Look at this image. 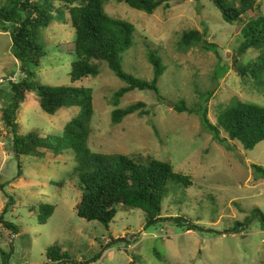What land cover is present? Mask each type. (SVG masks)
Wrapping results in <instances>:
<instances>
[{
  "label": "rangeland",
  "instance_id": "374dc122",
  "mask_svg": "<svg viewBox=\"0 0 264 264\" xmlns=\"http://www.w3.org/2000/svg\"><path fill=\"white\" fill-rule=\"evenodd\" d=\"M4 1L0 0V6ZM170 4V10L161 7L153 15L116 1L106 5L109 15L136 29L134 46L122 57L127 74L152 81L154 69L148 55L156 52L162 58L166 72L158 88L163 100L151 91H133L116 107L113 96L126 85L106 63L99 64L98 77L75 84L94 91L89 141L93 152L151 157L190 178L191 187L170 188L163 202L165 221L151 226L138 209L120 208L109 228L80 218L77 208L82 192L75 175L76 155L71 151L59 156L47 153L43 159L24 156L23 175L17 177L19 161L9 145L12 138L2 122V108L8 102L9 81L19 82L24 75L13 55L10 34L0 31V217L18 227L14 233L0 222V264L7 256V264H47L46 251L55 244L76 264H130L133 257L137 264H264V180H257L253 169L254 165L264 167V142L246 150L241 143L228 141L226 148L214 141L197 115L175 110L181 101L192 110L202 102V95L213 92L208 117L217 124L219 112L234 101L264 105V92L239 71L260 53H240L243 25L224 22L211 0H170ZM254 8L244 17L246 22L264 15V0H257ZM192 30L217 45L219 55L199 44L180 46L183 33ZM75 39L68 14L42 31V42L51 55L40 68L32 69L37 82L72 85L73 59L68 52L74 49ZM223 67H229L226 75ZM138 102L147 105L148 116L135 114L113 125L116 108ZM80 111L76 107L49 115L33 91L21 106L17 122L22 135L39 131L43 137L60 136ZM221 138H227L223 131ZM42 205L56 207L47 224L39 221ZM183 218L196 229L185 232L179 225L184 223L177 222ZM236 223L243 226L236 228ZM115 240L122 241L112 245Z\"/></svg>",
  "mask_w": 264,
  "mask_h": 264
},
{
  "label": "trees",
  "instance_id": "16d2710c",
  "mask_svg": "<svg viewBox=\"0 0 264 264\" xmlns=\"http://www.w3.org/2000/svg\"><path fill=\"white\" fill-rule=\"evenodd\" d=\"M125 3L130 8L153 15L163 7L170 10V0H6L0 6V31L9 33L12 40V52L21 63L24 78L19 82L9 81L8 102L2 108V122L10 130L12 142L10 148L19 161V173L23 175L22 157L44 158L47 153L56 156L66 152L76 155L75 175L79 179L82 198L77 208L80 218L88 222H99L107 228L113 223L120 208L138 209L145 213L147 225H156L165 221L162 216L163 202L170 188L184 186L189 188V177L176 173L173 166L151 157L129 156L123 154L96 153L89 147L92 134V122L95 116L94 91L92 88L77 87L75 84L90 77L100 75V63H106L115 76L126 86L113 96V104L118 107L124 96L133 91H151L159 100H163L158 88L159 79L166 72L162 58L156 52H150L148 61L154 69L152 81L135 78L127 74L122 66V57L134 46L135 26L125 20L115 18L106 11L109 2ZM202 2L203 0H195ZM221 12L224 22L243 25V42L240 53L257 50L260 54L255 61L242 65L239 69L244 79H251L255 88L264 92V15L244 20L255 9L257 0H211ZM56 3L59 4L57 7ZM60 13L62 15H60ZM69 16L76 32L74 49L68 52L72 57L70 86L52 87L41 85L35 79L32 69L41 67L42 60L51 55L42 42V31L51 27L56 19ZM196 44L219 55L218 46L205 40L204 34L197 30L183 33L180 46L189 48ZM221 60V57H219ZM225 75L229 67H223ZM5 91V90H4ZM3 91V92H4ZM38 94L42 110L56 115L62 109L80 108V114L71 119L60 136L43 137L39 131L22 135L17 122L21 106L29 93ZM2 93V90H1ZM202 102L190 110L181 101L175 106L178 113L197 115L204 129L213 136L215 142L229 148L228 141H236L246 150H253L264 142V105L234 101L217 115V124L209 120L208 103L213 92L202 95ZM140 114L148 116L147 105L138 102L125 109L116 108L112 113L113 125L121 124L127 117ZM227 138H221V132ZM1 133V132H0ZM257 180H264V167L253 166ZM63 188L64 183H56ZM54 205L40 207L39 221L47 224L53 216ZM7 208L5 213L7 212ZM264 221V216L262 214ZM5 229L18 233V227L5 222ZM186 231H194L191 220L177 219ZM242 227L243 223H236ZM0 251H2L0 249ZM47 264H76L66 252L55 244L46 251ZM134 258V259H133ZM132 258L130 264H137ZM8 256L2 264H7Z\"/></svg>",
  "mask_w": 264,
  "mask_h": 264
},
{
  "label": "water",
  "instance_id": "95a60500",
  "mask_svg": "<svg viewBox=\"0 0 264 264\" xmlns=\"http://www.w3.org/2000/svg\"><path fill=\"white\" fill-rule=\"evenodd\" d=\"M121 241H122V240H115V241L112 242V245L118 244V243H120Z\"/></svg>",
  "mask_w": 264,
  "mask_h": 264
}]
</instances>
